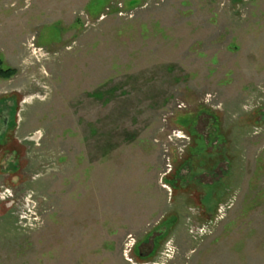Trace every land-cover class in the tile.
I'll return each mask as SVG.
<instances>
[{
  "label": "rangeland",
  "instance_id": "374dc122",
  "mask_svg": "<svg viewBox=\"0 0 264 264\" xmlns=\"http://www.w3.org/2000/svg\"><path fill=\"white\" fill-rule=\"evenodd\" d=\"M0 63V264H264V0H0Z\"/></svg>",
  "mask_w": 264,
  "mask_h": 264
},
{
  "label": "flooded vegetation",
  "instance_id": "af4514ba",
  "mask_svg": "<svg viewBox=\"0 0 264 264\" xmlns=\"http://www.w3.org/2000/svg\"><path fill=\"white\" fill-rule=\"evenodd\" d=\"M8 97V96H7ZM11 104H0V147L4 149V146L13 140H19L17 136V128L16 125V117L19 109V98H16L13 95H10ZM6 96H3V99H9ZM1 103V102H0ZM11 106V107H10ZM19 142V141H18ZM16 154V150L9 151V158H14Z\"/></svg>",
  "mask_w": 264,
  "mask_h": 264
},
{
  "label": "trees",
  "instance_id": "16d2710c",
  "mask_svg": "<svg viewBox=\"0 0 264 264\" xmlns=\"http://www.w3.org/2000/svg\"><path fill=\"white\" fill-rule=\"evenodd\" d=\"M1 66V63H0ZM14 74V70L10 68L3 69L0 67V77L6 79L11 77Z\"/></svg>",
  "mask_w": 264,
  "mask_h": 264
},
{
  "label": "built area",
  "instance_id": "2783aa9c",
  "mask_svg": "<svg viewBox=\"0 0 264 264\" xmlns=\"http://www.w3.org/2000/svg\"><path fill=\"white\" fill-rule=\"evenodd\" d=\"M19 213H21V212H19Z\"/></svg>",
  "mask_w": 264,
  "mask_h": 264
}]
</instances>
